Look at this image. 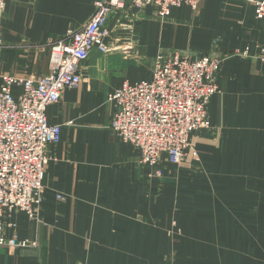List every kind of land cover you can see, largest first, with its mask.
Here are the masks:
<instances>
[{
    "label": "crops",
    "instance_id": "obj_1",
    "mask_svg": "<svg viewBox=\"0 0 264 264\" xmlns=\"http://www.w3.org/2000/svg\"><path fill=\"white\" fill-rule=\"evenodd\" d=\"M97 1H6L0 75H46L52 42L90 22ZM104 39L109 52L94 49L81 84L46 111L62 135L46 151L41 222L16 213V231L6 232L38 244L0 247V264H166L170 254L167 264H264V208L251 213L247 205L257 200L241 183L261 180L253 191L257 196L263 189L264 203V64L258 58L264 24L255 6L202 0L198 10L172 8L164 18L152 7L128 17L118 13ZM175 53L222 61L209 126L191 135L204 176L193 174L189 156L180 165L164 161L162 175L154 176L135 148L110 130L115 106L109 94L125 82L149 80L155 58ZM184 193L195 202L183 204Z\"/></svg>",
    "mask_w": 264,
    "mask_h": 264
},
{
    "label": "built area",
    "instance_id": "obj_2",
    "mask_svg": "<svg viewBox=\"0 0 264 264\" xmlns=\"http://www.w3.org/2000/svg\"><path fill=\"white\" fill-rule=\"evenodd\" d=\"M9 0H0V7ZM264 24V0H247ZM202 0H98L95 14L84 27L52 42L51 64L41 78L0 75V247L27 248L31 243L9 240L6 224L16 213L36 220L43 209L47 147L61 141L62 127L48 122V107L82 81L83 63L97 49L106 54V28L116 14L130 16L152 7L164 18L172 8L198 10ZM2 43L0 42V47ZM260 58L264 63V47ZM221 60L202 56L195 62L175 53L156 58L151 78L135 85L125 82L108 96L115 112L110 130L141 155V163L160 170L162 158L180 165L189 155L190 138L208 128V107L219 92ZM15 88L21 91L14 93ZM193 150V149H192ZM8 217V219L4 218ZM35 243H33L34 245ZM36 246V245H35Z\"/></svg>",
    "mask_w": 264,
    "mask_h": 264
},
{
    "label": "rangeland",
    "instance_id": "obj_3",
    "mask_svg": "<svg viewBox=\"0 0 264 264\" xmlns=\"http://www.w3.org/2000/svg\"><path fill=\"white\" fill-rule=\"evenodd\" d=\"M263 48V47H262ZM261 48V49H262ZM261 49H260V52H261ZM260 52H259V55H258V58L261 60V58H260ZM178 54V53H177ZM172 55V54H171ZM180 55V54H179ZM240 55H243V56H245V55H247V53L245 52V53H243V54H240ZM181 56V55H180ZM181 57H183V56H181ZM184 58V57H183ZM199 58H197L196 60H198ZM155 60H156V58H155ZM155 60H154V62H155ZM196 60H194V61H192V62H195ZM261 62H262V60H261ZM263 63V62H262ZM50 64H51V61H50ZM264 64V63H263ZM219 87V86H218ZM211 102V101H210ZM209 108V107H208ZM114 112H115V109H114ZM113 116H114V114H113ZM113 119V118H112ZM111 122H112V120H111ZM110 126H111V124H110ZM204 130H206V129H203L202 131H204ZM199 131H196V133H198ZM190 143H191V145H192V149H190V152H189V157H191V159H192V161L194 162V166H195V169H197V171L195 172V173H193V174H195V175H200V176H204V174H205V172H204V170H203V166L199 163L200 162V157H199V154H198V150L196 149V147H194V145H193V143L191 142V138H190ZM138 154V153H137ZM138 156H139V158L141 159V155L140 154H138ZM164 161H166V162H168L166 159H165V157L164 158H162V161H161V163H160V165L162 166V164H163V162ZM183 163V162H182ZM160 166V170H158V171H152V173L151 174H153L154 176H161L162 175V167ZM46 167H47V165H46ZM46 174V173H45ZM243 176H246L247 178L248 177H251V175L252 174H242ZM260 181L261 180H259V179H257V181L256 182H249L248 183V181H246V180H244L243 182L241 181V183L242 184H244V187L246 188L245 190L247 191V192H249V193H251V195L255 198V200H257V201H255V202H251L249 205H247L248 207L250 206V211H251V213H258L259 212V210L261 211L263 208H264V203H263V189H259V191L257 190V196H255L254 195V191L253 190H255V189H258V187H259V184H260ZM237 184L236 183H234V186H236ZM44 192H45V184H44ZM216 192H214L213 193V195H211V196H216ZM181 195H183V196H187L188 198H186V197H184V201H181L183 204L185 203V202H195V200L194 199H192L193 198V195L191 194V193H184V194H181ZM229 196H231V195H229ZM213 198H215V197H213ZM177 202H179V201H177ZM180 203V202H179ZM252 204V205H251ZM196 206H198V205H196ZM237 206V205H236ZM239 207H246V205H244V206H239ZM42 208H43V205H42ZM261 208V209H260ZM42 211H43V209L40 211V213L38 214V217H37V221L38 222H41V220H42V217H41V214H42ZM263 211V210H262ZM176 213H177V216L180 214L181 216H184V214H185V211L184 210H182L181 208H179V207H177L176 208ZM13 217V216H12ZM4 218H6V216H4ZM182 218V217H181ZM6 219H8V217L6 218ZM178 219H180V218H178ZM31 220V219H30ZM34 221V220H33ZM36 221V220H35ZM13 222L10 220V219H8V220H6V224L7 225H11ZM8 229H13V227H7V230ZM7 230H6V232H7ZM15 230V229H14ZM16 231V230H15ZM177 235H181V231L179 230V231H177ZM6 236H7V233H6ZM13 239H18V237L16 236V235H14L13 237H12ZM12 238H8L7 237V239H9V240H12ZM182 239V238H181ZM18 240H20V239H18ZM20 241H25V242H28V243H31V246H28L27 248H30V247H36L37 246V242H34V241H31V240H20ZM33 243H35L34 245H33ZM36 245V246H35ZM3 248H5V247H3ZM17 249H23V248H15V249H10V250H17ZM172 255L173 254H170L168 257H166L165 258V262H166V264H167V262H170V261H172L173 259H174V256L172 257ZM178 257V254H176L175 255V258H177ZM162 264V263H161Z\"/></svg>",
    "mask_w": 264,
    "mask_h": 264
}]
</instances>
